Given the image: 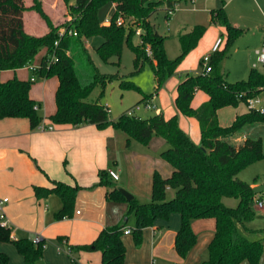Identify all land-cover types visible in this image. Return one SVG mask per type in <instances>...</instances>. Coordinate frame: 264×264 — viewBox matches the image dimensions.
I'll return each mask as SVG.
<instances>
[{"label":"trees","instance_id":"obj_1","mask_svg":"<svg viewBox=\"0 0 264 264\" xmlns=\"http://www.w3.org/2000/svg\"><path fill=\"white\" fill-rule=\"evenodd\" d=\"M67 5L70 19L54 25L45 13L41 0H31L27 7L25 0H0V72L18 69L33 63L35 56L44 51L37 77H56V110L48 116L55 124L78 126L94 124L97 128L111 126L127 135V144L135 140L147 145L153 136L166 141L167 147L160 157L169 163L172 172L162 177L154 170L149 202H139L136 197L126 200L113 183L108 171H100L99 185L112 187L107 199L127 202L126 216L135 217V240L139 241L143 228L152 226L157 218L167 219L172 213L180 216V227L175 235V249L184 258L196 242L191 222L199 218H214L215 231L208 244V258L200 264H258L264 251L261 242L250 241L241 235L237 222L251 221L256 212L252 207L260 195L254 194L251 185L237 175L248 165L264 158V112L245 110L236 114L228 125H220L217 111L225 106L237 107L242 100L264 90V69L251 68L248 77L237 81L226 80L217 71V62L227 47L241 34V29L233 25L226 15L225 0L221 6L211 10V21L225 27L227 40L223 50L215 51L210 60L211 71L207 74H187L176 87L174 105L176 113L166 118L162 113L140 118L123 112L116 119H110L105 104L88 101L93 89L102 88L115 80L122 88L136 89L141 93L140 102L152 98L172 76L184 56L194 48L206 27L195 25L190 31L179 35L180 53L169 58L164 49L165 36L159 34L150 24V17L159 8L167 12L175 10L183 0H63ZM73 1V2H71ZM111 1L114 13L107 24L99 21L98 10ZM35 10L45 21L48 32L41 36L28 34L24 30L23 12ZM129 14L139 23L144 32L142 39L148 43L151 56L133 44L131 31L117 25L116 18ZM66 32L59 37V29ZM69 30L76 35H69ZM99 35L103 38L97 47L100 57L107 61L111 56H119L122 43L126 41L134 54V72H138L145 62H149L155 80V91L141 92L130 81L120 80L117 74H103L95 66L88 51L86 40ZM58 41L55 45L54 42ZM33 80H23L16 76L0 80V119L22 117L31 129L43 120L39 103L29 96ZM196 90L203 91L208 99L193 108L191 102ZM241 95V96H240ZM193 116L199 123L200 141L195 143L180 127L178 114ZM240 138V140H238ZM174 190L167 199V189ZM38 197L56 194L62 200L61 209L55 217L62 219L70 215L77 186L55 181L53 186L34 187ZM238 200L235 207L226 206L223 198ZM126 222L101 229L95 239L87 244L73 245L71 251H100L101 264H123L125 245L122 240ZM14 244L26 264H36L42 257L44 240L32 241L27 238L11 239L8 227H0V241ZM71 263L77 264L70 256ZM0 264H8V257L0 253Z\"/></svg>","mask_w":264,"mask_h":264},{"label":"crops","instance_id":"obj_2","mask_svg":"<svg viewBox=\"0 0 264 264\" xmlns=\"http://www.w3.org/2000/svg\"><path fill=\"white\" fill-rule=\"evenodd\" d=\"M61 1L60 3V0H50V6L57 10L54 19L46 11L44 0H41L45 13L54 25L61 23L64 18L65 3ZM186 1L194 3V0ZM253 1L260 5V0ZM226 4L227 0H225V9ZM25 5L29 7L31 2L26 3L25 0ZM214 5L211 10L220 7L221 0H215ZM34 11L27 9L23 12L24 30L34 36L44 35L48 32V27L45 21L36 17ZM209 17L211 20L210 15ZM206 38L209 44L212 43V48L219 39L214 41L215 37L211 33L205 34L202 40H199L205 41ZM263 39L264 25L261 24L260 27H256L252 38L254 52L262 44ZM43 53L44 51H40L35 56L33 65H39ZM14 76L23 80L34 76L33 83L37 78L41 79V82L31 86L29 96L39 103L38 111H41L39 113L43 117V124L53 127L51 130L31 129L26 118L0 119V198H7L3 212L11 239L44 240L42 257L36 264H72L70 256L77 264H101L100 251L72 250L68 253L66 248L90 243L101 229L122 222H126L125 228L131 229L130 233L122 235L125 245L123 264H200L208 258V244L215 231L214 218H199L191 222L196 242L186 256L181 258L176 252L174 243L180 227L178 213H172L167 219L157 218L152 226L141 230L140 239L136 242L133 232L135 217L133 214L126 216L127 202L107 199V192L115 186L130 189L129 191L139 202H148L151 198L154 170L162 177H168L172 172L171 165L160 157V152L167 147L163 138L153 136L147 145L141 144L144 148L131 149L128 146L132 144V140L127 144L125 132L111 126L97 128L94 124L78 126L55 124L48 116L56 110L54 95L58 85L57 78L37 77L27 66L0 72L1 81ZM207 99L208 96L203 92L199 103ZM152 101L153 98L149 99V102ZM239 106L235 107L238 111H235L233 119L237 113L247 110L243 105ZM154 108H156L155 104ZM174 110L176 113L175 105ZM156 111V114L161 113L160 110ZM196 123L199 129L197 120ZM179 125L195 143H199L200 129L198 132L192 126L187 130L181 120ZM127 162L132 163V166L122 177L121 173L125 170L124 163L126 166ZM108 169L115 170L119 176L117 180L111 178L112 187L99 185L100 171H108ZM55 181L78 187L70 215L62 219L55 217L56 212L62 207L61 198L53 193L38 197L34 190L35 186L50 188ZM246 182L251 187L262 184L264 174L263 176L254 174L252 180ZM167 194L173 197L174 190L167 189L166 197ZM258 199L264 200V197L260 195ZM236 226L239 233L245 236L238 223ZM0 253L7 255L8 264H26L22 255L15 253L11 247L1 241Z\"/></svg>","mask_w":264,"mask_h":264},{"label":"rangeland","instance_id":"obj_3","mask_svg":"<svg viewBox=\"0 0 264 264\" xmlns=\"http://www.w3.org/2000/svg\"><path fill=\"white\" fill-rule=\"evenodd\" d=\"M30 2L31 0H26V3ZM61 2L62 1L60 0V3ZM193 2L194 3L186 0L181 2L180 6L172 11V13L168 16H166L167 12L165 9L159 8L150 17V24L153 29H155L159 34L165 36L164 49L166 55L171 59L176 58L180 53L179 35L190 31L198 24L206 27L202 37H204L205 34L210 35L212 33L213 37H215L214 41L218 38L222 39L219 50L221 51L225 47L227 40L225 27L220 24H215L209 17L210 10L215 6V0H194ZM259 4L260 5L253 0H227L225 11L228 20L233 25H236L241 29V34L227 47L225 55L216 63L217 71L228 81L233 82L238 79L241 80L247 78L250 69L257 62V56L252 46V38L254 36V32H256V27H260L261 24L264 25V0H260ZM50 5V0H44L46 11L54 19H56L57 10L55 11L54 7ZM64 13V18L61 23L67 21L68 18L70 19V16H67L68 9L66 4L64 7ZM113 13L114 8L112 2L107 1L98 10L99 21L101 23L109 21ZM34 14L38 19L44 21L37 12L34 11ZM119 17L122 21L120 26H123L133 32V44L140 46L141 49L143 48L146 55H148L147 49H149V45L148 43H145L141 37L144 30L139 27V23L136 21L137 19L129 14L120 15ZM249 28H251V30H249ZM62 29L63 28H60L59 31ZM201 38L200 40H202ZM200 40L197 45L184 56L175 73L166 80L164 86L152 97L153 101L150 102V108H146L143 101L140 102L142 96L139 91L132 88H122L119 83L120 81L118 80L107 83L103 88L100 85H97L87 97V100H99L105 104L108 108V115L110 119H116L123 112L132 113L140 118H147L156 114V110H160V112L166 117L172 116L175 112L174 99L176 96L177 84L187 74H202V58L209 56L210 60H212L215 55L212 51V43L209 44L207 38L205 41ZM102 41L103 38L99 35L92 36L86 40L88 51L99 72L103 74H117L120 80L130 81L134 85L138 86L143 93L150 94L155 91L154 75L149 62H145L138 72H134V54L126 41L122 43L121 53L119 56H111L107 61H104L96 50ZM256 68L259 70L264 69V67L260 64H257ZM39 82H41V79L37 78L31 86ZM202 95V91L196 90L191 102V106L193 108L200 104L199 102ZM154 104L156 105V108H154ZM235 111L237 112L238 109L236 110L233 106H225L222 109L220 108L217 113L218 122L222 125L230 124L235 115ZM39 112L41 113V111ZM179 120L185 124L183 126L187 128V130H190V127L193 126V129H197L199 132L198 125L193 116H187L179 113L178 122ZM193 123L196 124L192 125ZM131 143L132 144L129 145L128 148H144V146L135 140H132ZM131 166L132 163L130 162H127L126 166L124 163L125 170L124 173H121L122 177L125 173L127 174V172H129ZM254 174L263 176L264 158L245 167L241 172H239L237 177L243 181H250L252 180ZM125 190L130 192V189ZM258 195L264 197V193ZM170 198L172 197L167 194V199ZM149 201L150 199L148 202ZM223 203L226 206L235 207L238 200L232 197H225L223 198ZM252 207L256 212L255 217L249 222L237 223L239 224L241 232L245 235V238L250 241L261 242L264 246V207L259 208L255 201L253 202ZM1 242L6 243L8 247H11V249L17 253L13 243L2 240ZM240 264H247V260L241 261ZM258 264H264V251Z\"/></svg>","mask_w":264,"mask_h":264},{"label":"built area","instance_id":"obj_4","mask_svg":"<svg viewBox=\"0 0 264 264\" xmlns=\"http://www.w3.org/2000/svg\"><path fill=\"white\" fill-rule=\"evenodd\" d=\"M179 6H180V4L176 5L175 9ZM172 11H174V10L168 11V15L170 13H172ZM116 22L118 25H121V23H122L121 18L118 17ZM65 32H66V30L63 28L61 31H59L58 36L59 37L63 36ZM67 33L69 35H76V32L72 31V30H69ZM57 42L58 41H55L54 44L56 45ZM221 43H222V39H218L217 42L215 43V45L213 46L212 51L213 52L217 51L219 49V46L221 45ZM147 54H148L147 56H151L150 49H147ZM255 54L257 56V62H256V64H254L252 66V68H256L257 64H260L264 67V39H263L262 44L257 49H255ZM209 61H210L209 56H205L201 60V63L203 65V74H207L211 71V66L209 64ZM26 66L29 67L32 70V72H35L39 67V65L35 66L32 63L28 64ZM34 79H35L34 76H31L30 80L34 81ZM143 103H144L146 108L151 107L149 100L143 101ZM240 105H243L247 110H255V111H259V112L263 113L264 112V90H262L261 92H259L257 94H253V95L248 96L247 98L242 100ZM37 128L40 130H45V129L51 130V129H53L52 126H46L45 124H43L42 121L37 126ZM108 174L113 180H117L119 177L118 173L113 169H108ZM255 202L259 208L264 207V200L258 199ZM6 203H7V198H0V227H7L6 217H5V214L3 212V207ZM130 232H131L130 228H124L123 229V233H130ZM37 240H38V238L35 239L34 241H37ZM57 249H60V248L57 247ZM66 250L68 253H71L70 247H67Z\"/></svg>","mask_w":264,"mask_h":264},{"label":"water","instance_id":"obj_5","mask_svg":"<svg viewBox=\"0 0 264 264\" xmlns=\"http://www.w3.org/2000/svg\"><path fill=\"white\" fill-rule=\"evenodd\" d=\"M118 189L122 193V195L126 198V200H132L133 199L134 196L130 192H128L127 190H125L122 187H120ZM252 191L254 192V194L264 193V183L253 186Z\"/></svg>","mask_w":264,"mask_h":264}]
</instances>
